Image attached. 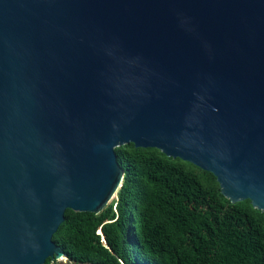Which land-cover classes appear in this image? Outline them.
<instances>
[{
  "label": "water",
  "instance_id": "obj_1",
  "mask_svg": "<svg viewBox=\"0 0 264 264\" xmlns=\"http://www.w3.org/2000/svg\"><path fill=\"white\" fill-rule=\"evenodd\" d=\"M130 142L264 211V0H0V264L66 261Z\"/></svg>",
  "mask_w": 264,
  "mask_h": 264
},
{
  "label": "trees",
  "instance_id": "obj_2",
  "mask_svg": "<svg viewBox=\"0 0 264 264\" xmlns=\"http://www.w3.org/2000/svg\"><path fill=\"white\" fill-rule=\"evenodd\" d=\"M124 176L100 211L67 208L43 264H264V211L231 202L216 175L156 147L115 148Z\"/></svg>",
  "mask_w": 264,
  "mask_h": 264
},
{
  "label": "rangeland",
  "instance_id": "obj_3",
  "mask_svg": "<svg viewBox=\"0 0 264 264\" xmlns=\"http://www.w3.org/2000/svg\"><path fill=\"white\" fill-rule=\"evenodd\" d=\"M61 260H63V261H64V259H61ZM61 260H57V261H61Z\"/></svg>",
  "mask_w": 264,
  "mask_h": 264
}]
</instances>
